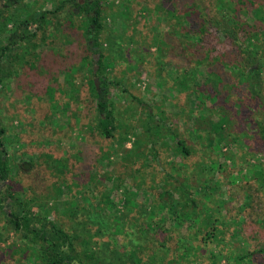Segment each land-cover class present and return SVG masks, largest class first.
Returning a JSON list of instances; mask_svg holds the SVG:
<instances>
[{
    "label": "rangeland",
    "instance_id": "374dc122",
    "mask_svg": "<svg viewBox=\"0 0 264 264\" xmlns=\"http://www.w3.org/2000/svg\"><path fill=\"white\" fill-rule=\"evenodd\" d=\"M61 1L16 0V4L0 14V24L4 18L6 29L16 31L25 15L52 11ZM74 2L71 0L55 16L46 14L37 35L32 34V40L26 45L4 56V64H0V69L4 70L0 84V126L5 128L2 140L6 142L7 158L12 167L28 155L48 152L47 155L62 158L67 164L64 178L70 167L76 169V174L83 170L85 174L77 176L78 179L75 173L70 180L65 178L57 192L53 185L58 180L51 165L44 174L39 169L21 176L18 188L26 195H49L46 199L53 206L51 219L67 231L78 233L75 241L81 251L92 249L101 253L106 248V255H100L108 257L112 264H169L171 261L176 264V258L179 263L186 264L187 254L175 257V241L181 229L169 214L162 212L163 208H159V193H163L169 205L174 200L171 211L178 215L185 203L177 193L172 194L175 187L183 183L193 191L207 179L212 187L210 195H204L203 189L198 187L202 196L198 207L215 210L223 237L230 240L235 234L236 241L249 252L257 251L253 252L255 264H264V252H259L264 248V191L263 186H259L264 183V165L258 166L264 163V145L252 150L257 154L235 149L229 153L232 147L227 144L229 140L218 143L214 139L216 134L210 132L212 122L219 119L217 110L213 112L207 107L201 114L189 115L180 108L175 99L178 92L172 88L177 76H169L168 71L179 67L190 72L195 65L190 50L165 19L173 3L169 0L99 1L101 29L97 42L104 55L101 62L106 65L104 74L108 80L121 81L118 86L111 87L110 93L115 101L118 123L130 131L128 139L119 143V132L123 129H118L114 138H105L95 126V95L91 83L97 79L100 85L98 74H94L98 64L92 56L96 48L91 47L93 40L86 32L91 23L86 13H70L74 12ZM155 38H169L168 44L160 47L161 41L154 43ZM6 39V35L1 38L0 45L7 44ZM178 41L184 45L180 47ZM191 71L197 83L206 81V64L198 62ZM166 75L167 82L162 86ZM129 93L150 105L152 112L163 118L164 125L187 139L191 148L188 157L181 158L175 152V140L165 127H160L157 140L164 142L165 147L158 150V160L152 159L142 132L147 126L145 110ZM194 131L201 132L204 138L192 135ZM140 151L145 154L141 156ZM259 158L261 160L257 161ZM212 161L218 164L214 170ZM182 162L186 164L182 166ZM173 164L180 175L172 169ZM256 168L261 174L256 173ZM95 176L102 180L97 181L101 192L108 191L109 208H102L105 204L88 192L92 187L90 179ZM84 193L103 218L121 216L119 221L124 232L116 236L113 226L112 234L107 230V235L95 236L96 225L84 211L89 209L88 204L81 201ZM72 199L77 205L71 203ZM192 206L188 202L187 209ZM154 210L159 217L152 212ZM161 215L165 216V221L160 220ZM3 222L0 213V226ZM141 225L146 231L134 234ZM19 236L9 230L7 242L0 243V247L19 242ZM199 256L202 264H209L205 255L199 253ZM193 257L194 251H191L189 259Z\"/></svg>",
    "mask_w": 264,
    "mask_h": 264
},
{
    "label": "trees",
    "instance_id": "16d2710c",
    "mask_svg": "<svg viewBox=\"0 0 264 264\" xmlns=\"http://www.w3.org/2000/svg\"><path fill=\"white\" fill-rule=\"evenodd\" d=\"M64 1L71 3V0ZM99 1L85 0L82 6H79L77 1L74 6L80 8V13H87L94 9L93 14L87 15L88 21L93 23L94 27L87 28L86 32L91 34L90 39L93 40L91 47L95 46V52L99 55L98 70L94 74H98L100 85H96L93 81L91 83L95 95L96 129L105 138H114L115 132L120 128L123 129V132H119V143H123L128 139L130 131L118 123L115 101L110 93L111 87L118 86L121 81L108 80L104 74L106 65L101 62L104 55L100 51V43L97 42L101 29ZM167 1L163 0V2ZM169 2L173 4L169 5L166 21L172 24L175 34L179 35V39L183 40L186 48L190 50L189 55L193 60L192 63L195 66L198 62L204 63L208 70L204 83H197L193 78L194 73L191 69L195 66L190 69V72L187 69L183 71L179 67L174 69L176 72L173 69L168 71L169 76L171 74L177 76L172 88L178 92L175 99L177 98L180 108L189 115L201 114L207 107L211 108L213 112L217 110L219 119L212 122L210 132L216 134L214 139L218 143L229 140L227 144L232 146L229 148V153H233V149L249 153L254 148L263 146L264 0H175V2L169 0ZM64 3L62 0L52 10V15L55 16ZM46 14L47 11H35L33 14H29L31 27L34 25L32 32L34 36L45 23ZM27 20L28 18L24 22ZM4 22L3 18L0 32L6 30ZM164 35L169 36V33H164ZM167 39L158 40L155 38L154 43L161 41L159 43L161 47L168 44ZM179 45L181 47L184 44L180 43ZM93 71L95 72V70ZM168 75L163 77L164 81L160 85L163 86L167 82ZM1 79L2 77L0 84ZM68 83L73 88L70 80ZM129 95L145 110L147 126L142 132L148 141V153L152 154V159H157L158 150L160 147L162 149L165 147L164 142L157 140L160 138V127H165L169 136L175 140V152L181 158L188 157L191 154V148L187 144V139L180 137V134L164 125L163 118L158 117V113L152 112L150 105L132 93ZM4 133L5 128L0 126V181H7L5 190L1 188L0 191V213L4 218V222L0 226V243L7 242L9 230L19 233L20 240L0 247V264H112L108 261V257L102 256L106 255V248L102 249L101 253L92 249L81 251L77 248L75 234L78 233L67 231L57 221L51 219L53 206L49 205V199H46L49 195H26L23 190L18 188L21 176L39 169L44 174L47 171V166L50 168L53 165L54 167L51 169L58 180L57 184L53 186L57 192H60L62 181L65 178L70 180L71 176L76 174V169L70 167L64 178L63 174L67 169V164L62 161V158H52L47 155L48 152L40 153L39 156L28 155L20 163L13 164L12 167L7 158L6 142L2 140ZM192 135L204 138V135L198 131H194ZM250 153L257 154L255 151ZM140 154L142 156L145 153L140 151ZM232 158L233 156L230 154V159ZM260 160L259 158L257 161ZM98 162L99 160H95V163ZM212 162L211 168L214 170L218 164L215 161ZM185 164L182 162V166ZM258 164V166L264 165L261 162ZM175 166L171 165L172 169ZM175 171L177 175H180L178 167L175 168ZM256 171L257 174H261L257 168ZM80 174H85V171H81ZM80 174H76V179ZM95 180L96 183H94ZM97 181L102 180L97 176L91 177L92 187L88 189V192L95 200L98 198L99 202L105 204L102 208H109L111 200H109L108 191L104 192L103 189L101 192V189L97 187ZM259 186H263L264 191V183H259ZM198 187H201L204 195L209 197L212 187L207 179L201 181ZM198 187H194L193 191H190V187L183 183L175 187V192L172 194L177 193L178 197L184 198L185 203L182 206L183 211H180L178 215L171 211L174 200L169 205V201L163 198V193H159V208H163L162 212L169 214L171 220L175 221L181 229L175 241L174 252H177L175 257L187 254L186 264H202L200 253L205 255L209 264H255L253 252L257 251L249 252L240 241H236L235 234L230 240L225 239L223 231L218 225L219 221L214 215L215 210H211L207 206L198 207V201L202 198ZM164 192L168 194V191ZM198 194L199 197L196 198ZM50 197L53 198V195ZM65 197H69V195ZM89 199L87 193L81 194V201L88 204L89 207L84 211H87L91 223L96 225L93 233L95 236L106 234L107 230L112 234L113 226L116 229V233H114L116 236L124 232V227L119 221L121 216L103 218L101 213L89 202ZM188 202L193 205L190 210L187 209ZM71 203L77 205L73 199ZM152 212L156 215L155 210ZM160 220L165 221V216L161 215ZM144 230L146 231L141 225V229L134 231V234L140 235ZM162 230L165 229L162 228ZM191 240H194V243ZM116 243L114 241V244ZM191 251H194V257L189 259ZM259 252H264V248ZM172 263V261L169 262V264ZM176 264L182 263H179L176 258Z\"/></svg>",
    "mask_w": 264,
    "mask_h": 264
},
{
    "label": "flooded vegetation",
    "instance_id": "af4514ba",
    "mask_svg": "<svg viewBox=\"0 0 264 264\" xmlns=\"http://www.w3.org/2000/svg\"><path fill=\"white\" fill-rule=\"evenodd\" d=\"M11 1H13V2H11ZM22 1H24V0H22ZM77 1L79 2L78 5L82 6L84 4L85 0H75V2H77ZM90 1H94V0H90ZM64 2L65 1L63 0V3ZM16 3H17L16 0H0V10H1L0 14H2V12L5 11V9H8V8L12 7L13 4H16ZM68 3H70V1L69 2H65L60 11L64 10ZM74 3H72L73 7H74V9H73L74 12H70V13L73 14V15L80 14V12H79L80 8L79 7H75ZM93 13H94V9H92L91 12L87 11L86 16L88 14L90 15V14H93ZM47 14L50 17V15L52 14V11H47ZM27 18H28L27 22H24V20L27 19ZM87 19H88V17H87ZM33 26H32V29H31V24H30V21H29V14H28L27 16L25 15V17L22 19L21 25L16 31H14V30L8 31L6 29L3 32H0V39L4 38V36L6 35L7 36L6 40H8V42H10V41H12V42L18 41V43H14V44H11V43L9 44L7 42V44H1L0 45V64H2V62L4 64V58H5L4 56L6 55V53L8 51L12 50V52H14L16 48L23 47V45H26L29 41L32 40V38H33V36H32L33 33L32 32L34 30ZM93 27H94V24L90 23L89 28L92 29ZM0 30H2V29H0ZM25 31L27 32L26 34H25ZM89 43H92V42L89 40ZM92 56H93V61H97L99 59L98 58L99 55L96 52H94L92 54ZM96 67H97V64L94 65L93 69L96 70ZM3 76H4V70L2 71V69H0V78L1 77L3 78ZM96 81H97V79L94 80V82L97 85ZM4 186H5V184L3 183V181H0V191H1V188L3 189Z\"/></svg>",
    "mask_w": 264,
    "mask_h": 264
},
{
    "label": "water",
    "instance_id": "95a60500",
    "mask_svg": "<svg viewBox=\"0 0 264 264\" xmlns=\"http://www.w3.org/2000/svg\"><path fill=\"white\" fill-rule=\"evenodd\" d=\"M3 183L5 184V186L3 187V189L5 190V187H6V184H7V181H3Z\"/></svg>",
    "mask_w": 264,
    "mask_h": 264
}]
</instances>
